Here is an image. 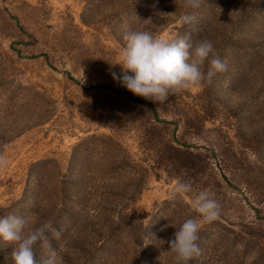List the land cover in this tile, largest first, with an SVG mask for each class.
<instances>
[{
	"label": "rangeland",
	"instance_id": "rangeland-1",
	"mask_svg": "<svg viewBox=\"0 0 264 264\" xmlns=\"http://www.w3.org/2000/svg\"><path fill=\"white\" fill-rule=\"evenodd\" d=\"M133 31L210 41L226 71L163 103L134 95L111 75ZM92 135L126 158L96 140L75 148ZM166 139L190 154L160 157ZM0 158V217L26 232L52 222L63 264H178L167 242L199 218L201 190L220 214L188 264H264V0H0ZM178 180L192 192L170 198ZM137 182L132 200L118 194ZM12 247L0 241V264Z\"/></svg>",
	"mask_w": 264,
	"mask_h": 264
},
{
	"label": "clouds",
	"instance_id": "clouds-1",
	"mask_svg": "<svg viewBox=\"0 0 264 264\" xmlns=\"http://www.w3.org/2000/svg\"><path fill=\"white\" fill-rule=\"evenodd\" d=\"M189 6L198 7L199 0H187ZM191 17H181V24L190 23ZM125 45L119 59L113 64L120 65V73L111 72L112 78L119 81L134 95L163 103L169 96L189 87L211 83L219 72L226 71L225 63L213 54L210 41L202 40L195 44L191 35L174 37L154 35L150 31H133L123 37ZM210 54L212 58L208 60ZM208 60L209 67L204 72L201 65ZM5 163L0 158V164ZM192 192L189 183L177 181L170 190V198ZM191 209L199 218L186 219L176 228L174 238L169 240V249L183 264L201 254L198 244L199 231L204 223L215 221L220 214L219 203L207 191H199L190 201ZM27 221L15 214L0 217V241L11 244L13 264H63V257L52 247L47 233L59 239L60 231L52 222L25 231ZM43 242L45 252L37 261L34 246Z\"/></svg>",
	"mask_w": 264,
	"mask_h": 264
},
{
	"label": "trees",
	"instance_id": "trees-1",
	"mask_svg": "<svg viewBox=\"0 0 264 264\" xmlns=\"http://www.w3.org/2000/svg\"><path fill=\"white\" fill-rule=\"evenodd\" d=\"M152 117H149V122L151 123L152 121H150V118L153 119V124L150 125V127L152 129H157V124H161L162 126L166 125L167 124V121H163V120H160L158 118V114L156 111H154V109L151 108V114H150ZM145 120H148V119H145ZM154 122H157V124H155ZM163 126V127H164ZM155 132V131H154ZM96 140V142H102L106 145H108L109 147H111L114 151H116V155L117 157H119L121 154L122 156H124L126 158L127 156V151L121 146V144L119 142H117L116 140H113L112 138L110 137H104V136H101V135H92V136H89L87 137L85 140H83L81 143L77 144L75 148H79L81 147V145L85 144V143H89L91 141H94ZM1 141H4V138H2ZM157 145H159L160 147V150L158 149L157 152H159L158 155H160V157H164V158H167V159H171L174 157H177L178 156H184L185 154H190V151L189 149H191L190 146L188 145H183V144H177L175 143L174 140H157L156 141ZM115 155V157H116ZM137 164H135L134 166H136ZM124 168H129L128 166H131V165H128V163H125L124 165H122ZM138 166V165H137ZM181 168L183 167H189L187 166V162L185 164L180 163V166ZM139 170H141L143 172V177L145 175V172H147L144 168L140 167L138 168ZM137 184L134 185V184H131L129 186V188H126L125 190H120V193H118L122 198H127L129 200H132V198H135L136 194L138 193V182L135 183ZM135 186V189L137 188V191L136 190H132V192H134L133 196H131V194L128 193L129 189L134 187ZM117 192H113V194H115ZM106 194V193H105ZM100 195H103V193H101ZM125 217V216H123Z\"/></svg>",
	"mask_w": 264,
	"mask_h": 264
}]
</instances>
